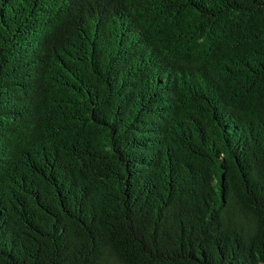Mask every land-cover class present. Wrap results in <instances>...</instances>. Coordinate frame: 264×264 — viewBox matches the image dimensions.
Masks as SVG:
<instances>
[{
    "label": "trees",
    "instance_id": "obj_1",
    "mask_svg": "<svg viewBox=\"0 0 264 264\" xmlns=\"http://www.w3.org/2000/svg\"><path fill=\"white\" fill-rule=\"evenodd\" d=\"M0 264H264V0H0Z\"/></svg>",
    "mask_w": 264,
    "mask_h": 264
}]
</instances>
